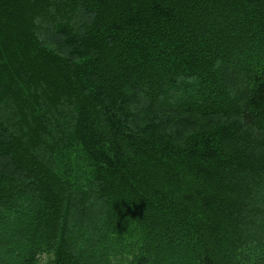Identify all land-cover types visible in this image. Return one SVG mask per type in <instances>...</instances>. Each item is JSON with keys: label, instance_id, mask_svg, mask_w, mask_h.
I'll return each mask as SVG.
<instances>
[{"label": "trees", "instance_id": "16d2710c", "mask_svg": "<svg viewBox=\"0 0 264 264\" xmlns=\"http://www.w3.org/2000/svg\"><path fill=\"white\" fill-rule=\"evenodd\" d=\"M0 0V264H264V0Z\"/></svg>", "mask_w": 264, "mask_h": 264}, {"label": "rangeland", "instance_id": "374dc122", "mask_svg": "<svg viewBox=\"0 0 264 264\" xmlns=\"http://www.w3.org/2000/svg\"><path fill=\"white\" fill-rule=\"evenodd\" d=\"M24 8L23 10H26V11H31L30 13L32 14L31 15V19H34V14L32 12V7H31V0H24Z\"/></svg>", "mask_w": 264, "mask_h": 264}]
</instances>
